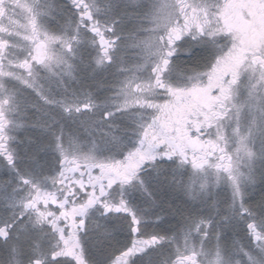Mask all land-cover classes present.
<instances>
[{
    "label": "snow or ice",
    "instance_id": "obj_1",
    "mask_svg": "<svg viewBox=\"0 0 264 264\" xmlns=\"http://www.w3.org/2000/svg\"><path fill=\"white\" fill-rule=\"evenodd\" d=\"M0 264H264V0H0Z\"/></svg>",
    "mask_w": 264,
    "mask_h": 264
}]
</instances>
